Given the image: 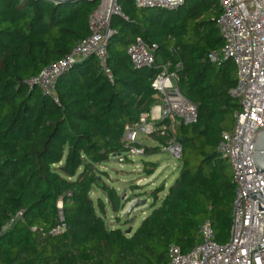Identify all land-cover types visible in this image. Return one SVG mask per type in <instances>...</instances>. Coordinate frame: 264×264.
Here are the masks:
<instances>
[{"label": "trees", "instance_id": "trees-1", "mask_svg": "<svg viewBox=\"0 0 264 264\" xmlns=\"http://www.w3.org/2000/svg\"><path fill=\"white\" fill-rule=\"evenodd\" d=\"M98 4L0 0V264H168L169 245L191 249L205 220L216 241L229 239L235 183L217 144L240 105L229 94L235 63L209 57L223 44L218 1L184 0L168 10L117 0L122 15L111 16L107 56L113 82L94 56L80 59L58 76L56 103L33 78L90 33ZM136 36L154 44L155 65L173 69L181 62L179 88L196 104L198 121L175 128L182 145L178 172L127 234L105 226L90 195L100 187L113 211L123 207L98 176L99 165L125 153V126L158 101L151 86L157 66L136 69L127 54ZM155 140L143 146L144 155L163 149L164 139ZM145 162L149 175L153 164ZM163 184L151 190L154 199ZM18 211L22 219L3 231Z\"/></svg>", "mask_w": 264, "mask_h": 264}, {"label": "built area", "instance_id": "built-area-1", "mask_svg": "<svg viewBox=\"0 0 264 264\" xmlns=\"http://www.w3.org/2000/svg\"><path fill=\"white\" fill-rule=\"evenodd\" d=\"M133 1L138 7L157 6L168 10L184 2ZM217 1L220 7L217 24L223 44L209 57L212 62L231 58L235 63L236 82L229 94L240 105L233 113V125L221 132L217 144L219 154L228 160L235 183L230 234L226 242L216 241L211 222L205 220L198 225V241L191 249L183 252L178 245H169L168 264H264V202L251 196L252 192L264 188V171H256L251 156L256 151L259 131L264 127V0ZM114 14L122 15L117 0H99L89 18L90 33L65 57L47 64L33 78V83L58 103L55 94L58 76L78 60L89 56L99 60L102 70L113 82L107 56L108 42L114 32L110 19ZM127 54L136 69L157 66L158 72L151 80V86L158 101L149 112L142 113L134 123L125 126L122 141L127 150L123 154L112 155L120 160L144 155L140 135L153 139L161 137L164 139L163 149L179 165L182 145L175 128L198 121L196 104L188 100L179 88L176 68L181 67V62H176L173 69L169 63L155 65V46L141 36H136L127 46ZM158 121L163 123L157 125ZM259 204L263 211H260ZM17 219H22V211L6 220L2 230L9 228Z\"/></svg>", "mask_w": 264, "mask_h": 264}, {"label": "rangeland", "instance_id": "rangeland-1", "mask_svg": "<svg viewBox=\"0 0 264 264\" xmlns=\"http://www.w3.org/2000/svg\"><path fill=\"white\" fill-rule=\"evenodd\" d=\"M140 138L142 140L140 144L143 146L156 144L155 138H147L143 135H140ZM145 160L151 161L153 164L152 169H154V172L149 175H147L145 170L150 166V163H146ZM175 163L176 160L172 159L164 149H161L160 152L153 155H137L133 158L121 160L119 157L111 155L108 160L99 165L98 176L102 182L114 188L121 196V199L125 201L123 207L118 212H115L111 209L107 194L100 187L93 188L90 196L93 199L96 210L102 215L105 226L108 228L121 227L125 233L130 229V233L127 234H131L138 227L142 217L145 216V211H151L152 202L154 201V204H158L160 200L161 192L157 193L156 199H154L151 190L164 181L163 185L166 187L164 189L167 191L168 185L173 181L179 169V165ZM153 186V189H145ZM149 195L152 196V199L147 198ZM137 198L147 199L144 204L135 208L126 217L125 212L129 204ZM97 201H99V206H97ZM100 207H103V213H101Z\"/></svg>", "mask_w": 264, "mask_h": 264}, {"label": "water", "instance_id": "water-1", "mask_svg": "<svg viewBox=\"0 0 264 264\" xmlns=\"http://www.w3.org/2000/svg\"><path fill=\"white\" fill-rule=\"evenodd\" d=\"M50 1L55 3V4H63V3H72V2H76V1H80V0H50ZM87 1H93V0H87ZM254 150H256V151H255V153H251V156H252L256 171L262 172V171H264V127L261 128L259 131V135H258L256 144H255ZM263 189L264 188H262V190L252 192L251 193L252 198H258L264 202V197H263L264 190ZM145 202H146V199H141V198H137L136 200H133L129 204V206L125 212V216L128 217L129 214L135 208L141 206ZM258 203H259V201H258ZM259 209H260V211H263V207L260 204H259ZM126 233H130V229H128Z\"/></svg>", "mask_w": 264, "mask_h": 264}, {"label": "crops", "instance_id": "crops-1", "mask_svg": "<svg viewBox=\"0 0 264 264\" xmlns=\"http://www.w3.org/2000/svg\"><path fill=\"white\" fill-rule=\"evenodd\" d=\"M151 145H152V144H151ZM153 146H154V145H153ZM163 182H164V181H163ZM154 183H155V182H154ZM155 187H156V186H155ZM153 188H154V186H153L152 188H148V187H147V188H145V189H149V190H150V189H153ZM165 188H166V187H165ZM146 191H148V190H146ZM164 191H166V190L164 189ZM164 191H163V192H164ZM163 192H161V195H160V197H159L160 199H161V198L163 197V195L166 193V192H164V193H163ZM148 194H149V193H148ZM147 198H149V199L151 198V199H152V196L149 195V197H147ZM147 198H145V199H147ZM151 201H152V200H151ZM151 201H149V202H151ZM146 211H147V210H146ZM146 211H145V216L147 215V213H149L148 211H147V212H146ZM145 216H143L142 219H143Z\"/></svg>", "mask_w": 264, "mask_h": 264}]
</instances>
